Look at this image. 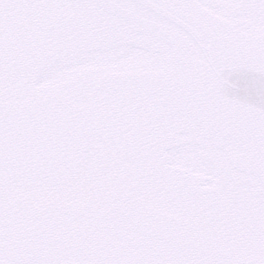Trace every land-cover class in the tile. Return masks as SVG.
Instances as JSON below:
<instances>
[{
	"label": "snow or ice",
	"instance_id": "6c2138e0",
	"mask_svg": "<svg viewBox=\"0 0 264 264\" xmlns=\"http://www.w3.org/2000/svg\"><path fill=\"white\" fill-rule=\"evenodd\" d=\"M0 264H264V0H0Z\"/></svg>",
	"mask_w": 264,
	"mask_h": 264
}]
</instances>
